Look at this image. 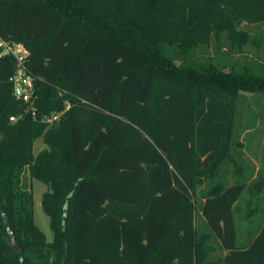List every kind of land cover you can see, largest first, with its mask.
Masks as SVG:
<instances>
[{"label":"trees","instance_id":"1","mask_svg":"<svg viewBox=\"0 0 264 264\" xmlns=\"http://www.w3.org/2000/svg\"><path fill=\"white\" fill-rule=\"evenodd\" d=\"M0 39L30 51L37 98L33 117L0 59V264H264V224L244 245L235 218L264 167L234 169L239 102L264 95V0H0ZM26 174L49 187L53 242Z\"/></svg>","mask_w":264,"mask_h":264},{"label":"rangeland","instance_id":"2","mask_svg":"<svg viewBox=\"0 0 264 264\" xmlns=\"http://www.w3.org/2000/svg\"><path fill=\"white\" fill-rule=\"evenodd\" d=\"M254 55L255 52L253 50L250 51L249 57ZM261 56H264V52H262ZM237 60L244 63L245 58H238ZM226 61L231 63L233 59L231 60L228 57ZM245 95L246 100L244 103L246 106L242 108L239 102L236 115V132H242V140L245 144V156L240 160V165H236L234 168L239 171L240 176L238 177L241 181L252 177L253 174L255 175L264 167V95ZM46 148L47 146L43 139H38L34 145V155L39 154ZM25 177L28 184L31 181L34 196L35 224L46 235L48 242H53L55 235L51 229L50 218L45 214L42 205L43 195L49 190V187L36 179L30 180L28 174ZM248 185L250 188L251 182ZM249 188L241 197L236 210L235 218L240 233L248 223L253 222L255 228L264 222V192L253 195ZM250 214H253V216L249 217Z\"/></svg>","mask_w":264,"mask_h":264},{"label":"built area","instance_id":"3","mask_svg":"<svg viewBox=\"0 0 264 264\" xmlns=\"http://www.w3.org/2000/svg\"><path fill=\"white\" fill-rule=\"evenodd\" d=\"M11 58L15 61L16 70L10 78L13 84V93L17 100L28 106L33 117H36V94H35V78L29 69L30 51L22 43L5 41L0 39V59ZM70 106L67 105L66 111ZM63 112H56L52 115L45 116L43 122L52 125L57 122L63 115ZM16 118H11L12 123L16 122Z\"/></svg>","mask_w":264,"mask_h":264},{"label":"crops","instance_id":"4","mask_svg":"<svg viewBox=\"0 0 264 264\" xmlns=\"http://www.w3.org/2000/svg\"><path fill=\"white\" fill-rule=\"evenodd\" d=\"M199 223H201L202 227L205 228V221L204 220L200 219ZM263 224H264V222L262 224H260V226ZM253 229H254L253 222L248 223L247 226L244 228V232L242 234L243 235V241H241L242 244L247 245L249 243V239H250L249 235L252 233ZM215 245H216V247L218 246L217 244H215Z\"/></svg>","mask_w":264,"mask_h":264},{"label":"water","instance_id":"5","mask_svg":"<svg viewBox=\"0 0 264 264\" xmlns=\"http://www.w3.org/2000/svg\"><path fill=\"white\" fill-rule=\"evenodd\" d=\"M5 223L7 224V220H5ZM14 248H15V251H16L17 253L20 252L19 248H18L16 245H14Z\"/></svg>","mask_w":264,"mask_h":264}]
</instances>
